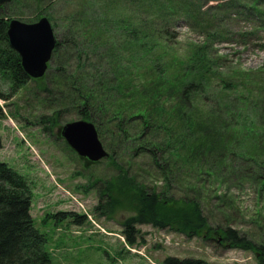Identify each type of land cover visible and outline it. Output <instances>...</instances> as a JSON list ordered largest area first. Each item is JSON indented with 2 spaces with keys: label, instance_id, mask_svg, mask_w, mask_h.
Wrapping results in <instances>:
<instances>
[{
  "label": "trees",
  "instance_id": "trees-1",
  "mask_svg": "<svg viewBox=\"0 0 264 264\" xmlns=\"http://www.w3.org/2000/svg\"><path fill=\"white\" fill-rule=\"evenodd\" d=\"M195 3L126 0L122 3L126 9L147 7L155 16L134 22L130 17L109 20L106 14L98 17L92 30L75 27L84 39L82 49L76 50L74 69L62 70L54 88L61 106L92 123L110 151L119 145L123 159H150L153 173L160 177L162 187L148 188L119 168L112 186L117 197L110 206L124 205L135 213L122 223L128 245L135 244V226L149 225L169 228L188 239L216 236L221 245L251 252L257 264H264V242L255 243L229 226L214 229L202 211L206 199L201 193L211 194L205 182L214 193H221L219 207L228 204L232 184L253 189L264 201V96L254 97L260 94L250 84L236 87L221 77L210 52L218 34L206 35L202 45L181 56L166 45L175 23L191 22L204 32L208 29L209 21L198 13L200 0ZM11 20V14L0 7V100L4 102L30 81H38L25 74L9 45ZM60 47L57 41L53 55ZM231 91L237 96L232 98ZM108 159L118 166L113 150ZM176 192L182 195L176 198ZM31 200L24 178L0 161V264H52L45 239L31 217ZM255 223L263 233L264 218L258 214ZM163 264L206 263L167 258Z\"/></svg>",
  "mask_w": 264,
  "mask_h": 264
},
{
  "label": "rangeland",
  "instance_id": "rangeland-1",
  "mask_svg": "<svg viewBox=\"0 0 264 264\" xmlns=\"http://www.w3.org/2000/svg\"><path fill=\"white\" fill-rule=\"evenodd\" d=\"M125 1L13 0L4 6L12 19L26 24L37 22V15L49 17L62 47L52 55L45 77L30 81L8 101L0 100V161L28 185L32 193L31 217L45 239L52 264H163L167 258L202 260L206 264H257L254 254L221 245L216 236L209 240L188 239L169 228L149 225L135 226V244L128 245L122 223L135 213L124 205L110 206L117 197L112 186L122 168L148 188L162 187L159 175L152 171V161L123 159L117 145L112 150L118 166L109 157L92 164L80 158L62 138L64 125L81 120L74 111L61 106L54 88L62 70L74 69L77 51L82 49L84 39L75 27L92 30L98 17L106 14L111 16L109 20L130 17L134 22L155 16L147 7L126 9ZM200 6L202 12L198 13L211 23L207 22L208 29L204 32L191 22L175 23L166 45L171 46L174 55L181 56L202 45L206 35L218 34L210 43V52L221 77L236 87L250 84L260 94L253 96L262 99L264 17L259 19L257 14L264 15V0H200ZM2 89L6 92L7 86ZM230 94L232 98L233 94L237 96L235 91ZM239 94L244 93L239 90ZM100 142L110 155L107 141ZM205 185L211 194L201 193L206 199L202 201V211L212 228L229 226L255 243L264 242V232L255 223L258 214L264 218V201L253 189L232 184L228 204L219 207L217 198L221 193H214L207 182ZM181 195L176 192L175 196Z\"/></svg>",
  "mask_w": 264,
  "mask_h": 264
},
{
  "label": "water",
  "instance_id": "water-1",
  "mask_svg": "<svg viewBox=\"0 0 264 264\" xmlns=\"http://www.w3.org/2000/svg\"><path fill=\"white\" fill-rule=\"evenodd\" d=\"M13 0H0V7ZM7 37L11 49L19 56L25 74L32 80H39L47 72L57 39L46 17L26 24L12 19L8 25ZM66 144L82 159L95 164L106 160L109 154L99 140L94 125L78 120L64 125L60 132Z\"/></svg>",
  "mask_w": 264,
  "mask_h": 264
}]
</instances>
